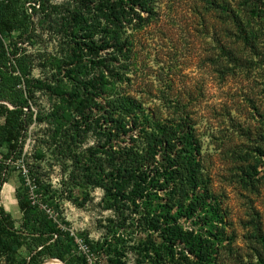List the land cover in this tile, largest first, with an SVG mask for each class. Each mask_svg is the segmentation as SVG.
I'll return each mask as SVG.
<instances>
[{"label": "rangeland", "instance_id": "1", "mask_svg": "<svg viewBox=\"0 0 264 264\" xmlns=\"http://www.w3.org/2000/svg\"><path fill=\"white\" fill-rule=\"evenodd\" d=\"M244 1L215 0L212 9L204 0H154L151 21L126 33L131 52L124 91L160 119L187 115L194 123L203 174L219 203L228 237L218 243L213 264H264L254 257L260 237L264 239V0H255L258 12L253 13ZM46 2L43 7L38 0L25 4L31 21L29 39H20L18 33L7 40L0 37V46L11 43L31 56L30 79L42 82L58 73V64L74 43L85 42L70 37L68 23L75 8L71 0ZM233 14L255 35L253 50L237 38ZM84 59L85 64L88 58ZM50 106L48 94L35 89L20 158L13 163L0 149V165L8 171L2 206L19 227L17 194L30 187L27 198L39 199L28 173L32 166L39 167L53 197L51 208L43 213L63 220L75 238L67 257L70 264H79L77 258L87 264H111L113 258L99 252L105 243L120 254V264H150L154 255L144 248L155 236L143 227L141 211L124 200H108L101 188L77 186L69 178L70 163L48 148L46 126L39 120ZM98 120L97 130L79 133L80 153L103 144L100 129L105 123ZM184 226L198 229L190 222ZM28 255L23 247L16 259L28 261ZM57 262L44 264H65ZM0 264H6L4 259Z\"/></svg>", "mask_w": 264, "mask_h": 264}, {"label": "trees", "instance_id": "2", "mask_svg": "<svg viewBox=\"0 0 264 264\" xmlns=\"http://www.w3.org/2000/svg\"><path fill=\"white\" fill-rule=\"evenodd\" d=\"M31 1H0L2 40L14 33L29 39L31 21L25 4ZM38 1L42 7L47 4ZM204 1L212 9L217 6L215 0ZM71 2L75 8L68 23L70 37L85 42L69 48L57 66L58 73L49 81L30 79L33 62L25 50L11 43L0 46V149L13 163L20 158L31 120L30 101L35 89L45 91L51 106L39 122L46 126L48 148L70 163L69 178L77 186L101 188L108 200H124L141 211L143 227L155 236L144 248L154 255L150 264H213L218 243L228 237L219 203L203 174L194 123L187 115L160 119L122 88L130 72L126 33L151 21L154 0ZM244 2L252 7L249 12H258L255 0ZM222 10L228 13L226 8ZM232 19L237 38L253 50L255 35L244 29L234 14ZM84 58H88L85 64ZM98 119L105 123L100 129L103 144L80 153L79 133L97 130ZM37 169L32 166L28 173L39 199L27 198L25 192L30 187L17 194V227L1 204L8 171L0 165V259L6 264H42L45 259L70 264L67 257L75 247V238L63 220L43 213L51 208L53 197ZM185 222L198 229L186 228ZM260 244L254 251L258 263L264 261L262 236ZM104 245L99 252L113 258L109 263L120 264L116 249ZM23 247L29 260L19 263L16 257ZM76 262L87 264L84 258Z\"/></svg>", "mask_w": 264, "mask_h": 264}, {"label": "water", "instance_id": "3", "mask_svg": "<svg viewBox=\"0 0 264 264\" xmlns=\"http://www.w3.org/2000/svg\"><path fill=\"white\" fill-rule=\"evenodd\" d=\"M51 260H57V259H46L42 264H44L45 262L51 261ZM59 261V260H57Z\"/></svg>", "mask_w": 264, "mask_h": 264}, {"label": "built area", "instance_id": "4", "mask_svg": "<svg viewBox=\"0 0 264 264\" xmlns=\"http://www.w3.org/2000/svg\"><path fill=\"white\" fill-rule=\"evenodd\" d=\"M0 1H2V0H0Z\"/></svg>", "mask_w": 264, "mask_h": 264}, {"label": "bare ground", "instance_id": "5", "mask_svg": "<svg viewBox=\"0 0 264 264\" xmlns=\"http://www.w3.org/2000/svg\"><path fill=\"white\" fill-rule=\"evenodd\" d=\"M58 263V262H57Z\"/></svg>", "mask_w": 264, "mask_h": 264}]
</instances>
